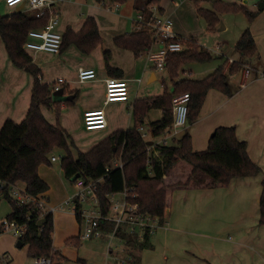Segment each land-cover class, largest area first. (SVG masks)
Returning <instances> with one entry per match:
<instances>
[{
	"label": "crops",
	"instance_id": "1",
	"mask_svg": "<svg viewBox=\"0 0 264 264\" xmlns=\"http://www.w3.org/2000/svg\"><path fill=\"white\" fill-rule=\"evenodd\" d=\"M221 1L228 3L235 2L245 5L252 11H257V15L253 21L248 23L246 20V23H248L249 30L255 41L258 55L247 58L246 63L248 65L250 63L249 66L252 70H250V74L248 73L247 77L244 76V70L242 69L236 73L228 74V80L234 89L231 96H227L216 89H209L205 95L197 119L192 124L186 125L181 131H188L191 137L192 149L194 151H200L207 147L209 137L217 126L234 125L237 138L246 141L247 153L249 157L261 167V171L254 176L232 178L227 186L174 190L164 222L159 224L157 219H151L148 222V224H151L149 239L151 247L137 250L136 253L139 255L138 264L264 263V261H259L260 259H264V224H258L259 197L262 189L261 180L264 178V7L260 9L259 3L261 1L264 2V0ZM0 3L2 2L0 1ZM137 3L136 0H128L125 3L111 2L108 0L102 2L96 0H63L58 3V30L63 37L67 30L78 32L88 16L95 19L100 43L90 52L82 51L76 44L71 42L63 44L62 49H60L58 53L42 50L32 51L23 46L31 56L32 62L39 69L38 78L40 82L46 83L49 86L51 94L54 92L52 91L54 81L58 77H62L65 80L61 90L63 95L68 96V98L62 101H54L51 96L49 106H41V111L50 123L64 129L72 145L74 144L72 140L74 137L72 135L76 134V136H79L80 129L91 132L101 130L102 132H99H101L103 138H105L116 129H126L133 126V102L138 98L161 94L164 88L168 87L163 79L165 69H155L148 65L144 55L135 57L132 51L121 48L114 42L115 37L138 29L137 25L134 23V19L137 14L141 12L139 8L142 5L137 7ZM183 5H185L186 9L185 14H195V6L188 0H160L157 9L160 13L167 16H169L170 13L176 16L177 12L182 10ZM3 6L7 7L4 4ZM227 27L225 23L223 29ZM245 28L246 26L243 24L239 28L240 33H242ZM174 30L179 32L176 26ZM188 37L196 38L193 34H189L187 38ZM151 47H154V45L152 44ZM105 51L109 52L108 64L112 68L118 70L112 72L108 71L104 59ZM229 52L228 55L222 52L219 54L228 58L227 61L230 63L238 58V53L234 52V50ZM229 63H226V61L223 63L224 71H226ZM216 66L206 67L205 70H214ZM80 67L93 68L96 72V78L79 82L77 73ZM183 69L182 71L184 72L186 69ZM253 70L258 72L257 76L254 75ZM158 72H160V74H157ZM119 74L120 76H118ZM233 75H237V77L235 79L231 78ZM109 76L127 80L129 85V97L126 101H112L104 104V80ZM159 79L162 81V89L155 90L157 92L152 93L154 90L151 86ZM177 79H182V77L179 75ZM143 81L145 86L141 87ZM32 83L33 77L31 74L24 68H20L12 63L0 36V128L7 119L15 122L23 120L31 101ZM241 83L244 84L241 85ZM133 84H135V87ZM138 91L141 92L139 95H137ZM101 107L105 110L107 120L106 126L101 129H85L83 125L84 111ZM161 114V110L157 108L147 110L143 123L141 124L142 129L139 128L142 138L146 140L148 157L154 155L153 153L156 152L154 148L155 144L163 145L161 144V138L165 131L158 136H154L151 134L150 130V123L158 120ZM155 138H158V140H155ZM149 141H151V143H148ZM96 143L97 142L93 143L91 146ZM169 144L171 145V140L164 145ZM149 148L154 149V151H152L153 153H148ZM71 150L72 154L75 155L72 146ZM58 152L61 153L60 151ZM54 153V155H57L56 152ZM57 156L61 155L59 154ZM58 160H60V158L53 161L51 160V165L52 162ZM41 166L42 164L38 168V173L48 184L45 171L40 169ZM250 184L256 186V192L252 194L251 201L248 198L249 194L244 195L246 186L248 187ZM45 192L47 195H45ZM45 192L42 194V197L47 200V203L57 204L50 199L48 190ZM229 194H232L234 197H240L239 202L240 204L243 203V208H245V210H247V208L251 210L249 213L250 216L249 214L247 215V212H244V214L242 213L240 217L236 218V215L232 216L231 212L227 210L225 212H229V214H227L226 217L235 219H228L224 225L222 220L218 219L212 220L216 224L204 219L200 221L194 220L196 224L191 222L192 216L195 215L194 213L198 212L199 204H196V202H198L197 199L205 197L206 200L212 201L216 196H219L221 200H225ZM57 205H60V202H58ZM223 208L233 209L235 206L228 205V207H224L222 204L219 208L216 207L219 216ZM9 212L10 208L8 213ZM8 213H6V215ZM72 214L74 215L73 212ZM3 218L1 217L0 220ZM74 218L76 222H78L75 215ZM205 223L208 227L204 226V228L207 227V229H200V226ZM230 229L236 231L239 236L236 237L238 242H235L234 245L226 243V240H224L220 234V232ZM186 232H190L189 236L186 235ZM195 232H198L199 235ZM9 234L0 235V255H2L0 264H29L25 250L27 245L22 242L21 245H18L19 239ZM6 235L12 238L6 237ZM77 236L78 234L69 237L71 239ZM227 236L228 239L231 240L232 236L229 234H227ZM139 237H142V235H139ZM188 237H190L191 243L195 245H198L196 237H199L200 239L198 241L201 242V247H206V254L201 253V255H198L197 253H200L199 250H197L193 244V246L191 245ZM13 238L16 239V241H14V247L11 244ZM107 239L110 238L108 237ZM112 239L116 241L113 242L115 248L111 245L107 246L108 253L106 254H111L115 257L118 256L120 262L118 264H130L127 260V255L131 253L132 250L130 249V244L126 243L119 235L117 238L113 237ZM192 239L195 240L192 241ZM82 241L85 240L78 238V240L72 242V244L77 246H74L73 249L66 246L61 250L53 248L62 257V261L70 257L68 259H72L70 261L71 264H82L77 261L78 257L85 260L84 263L87 264H95L92 262V259L96 260L95 258L102 261L104 257L109 259L108 256L110 255H106L104 253L105 251L101 252L98 249L88 248ZM108 244L112 243L109 242ZM208 246L210 248H207ZM213 248H215V253L211 254ZM66 250H68V254H64ZM250 258H253L255 261H250ZM58 261H60V258ZM56 264L61 263L57 262Z\"/></svg>",
	"mask_w": 264,
	"mask_h": 264
},
{
	"label": "trees",
	"instance_id": "2",
	"mask_svg": "<svg viewBox=\"0 0 264 264\" xmlns=\"http://www.w3.org/2000/svg\"><path fill=\"white\" fill-rule=\"evenodd\" d=\"M108 1L125 3L128 0ZM136 1L139 7L150 4L157 6L160 0ZM194 5L197 15L204 19L208 30H213L218 24L219 12H241L248 23L257 15V11L235 2L213 0L212 9L199 6L198 1H195ZM149 15V12L146 13L147 17ZM47 17L45 15L35 18L25 8L12 11L7 16L0 14V36L9 58L13 64L24 68L33 77L31 101L25 117L20 122L7 119L0 128V181L4 183L0 188V195L10 204V212L5 218L25 226L22 235L17 238L27 245L29 257L52 254L58 257L54 261L61 257L52 245L53 216L51 212L41 216L40 210L31 202L18 204L11 197L9 189L12 184L23 183L27 195L42 197L48 189V184L40 177L38 168L41 164L51 165L50 154L55 149L61 152L60 167L67 179L73 181L77 174L91 179L102 177V184L97 186L96 196L103 215L110 210L108 194L133 187L136 197L131 200L137 203L136 212L157 219L159 224H162L167 216L174 190L227 186L232 178L254 176L261 171V167L249 157L246 141L237 138L234 125L217 126L209 137L207 147L200 151L192 149L190 134L184 130L177 144H155L156 154L149 157L146 140L142 138L139 129L147 110L157 108L162 114L158 120L150 123V130L154 136L162 134L172 122V97L177 93L189 94L186 125L197 119L209 89H216L231 96L234 89L228 80V74L240 71L247 58L258 55L248 26L234 45L233 50L238 53V58L229 63L226 71L223 62L202 78L177 79L179 72L188 64L208 63L217 58L200 46L195 37L184 39L186 46L180 51L168 53L166 58L165 73L172 82L171 87H165L161 94L136 99L132 104L133 126L116 129L88 150L79 151L73 156V145L67 133L61 127L50 123L41 111V106L48 107L50 104L51 89L46 83L40 82L39 69L23 47L27 32L32 28L44 26ZM70 42L84 52H90L97 46L100 37L95 19L88 16L78 32L67 30L60 49L63 44ZM114 42L117 46L132 51L137 57L144 55L151 48L152 34L145 28L137 29L115 37ZM104 56L108 71L118 70L108 64L109 52L105 51ZM253 73L256 76L258 74L256 70H253ZM115 157L121 159L122 167L110 165ZM261 186L258 217L260 225L264 224V178L261 180ZM79 207L76 204L75 210H79ZM74 215L79 223L78 211ZM43 218L44 221L38 225V220ZM109 223L102 221L99 226L104 230ZM150 230L151 227L146 226L141 239H136L124 223L117 234L130 246L142 249L151 247ZM78 238L79 236L72 237L70 241L74 242ZM127 256L130 264L139 263V255L135 251L131 250ZM1 258L2 255L0 262ZM77 261L85 264V260L79 257Z\"/></svg>",
	"mask_w": 264,
	"mask_h": 264
},
{
	"label": "built area",
	"instance_id": "3",
	"mask_svg": "<svg viewBox=\"0 0 264 264\" xmlns=\"http://www.w3.org/2000/svg\"><path fill=\"white\" fill-rule=\"evenodd\" d=\"M5 6L9 8H15L17 5L23 4V8L27 9L30 14L35 18H42L47 15V21L44 26L39 28H32L27 32L26 40L23 46L26 49L32 51H47L51 53H58L61 48L63 36L58 30L59 24V8L58 3L63 0H0ZM58 1V2H57ZM57 2V4H56ZM155 12H149V17L138 13L134 19V23L138 29H143L145 26H150L152 35L151 47L145 54L148 65L154 67L157 70H164L166 64V58L168 53L174 51H180L184 48L180 37L173 31L172 20L169 16L160 13L157 6H153ZM152 7V9H153ZM142 26V28H140ZM249 73V69L244 70L245 76ZM78 81L84 82L96 78V72L93 68L80 67L77 73ZM105 93L104 104L112 101H126L129 97V85L126 79L109 76L105 80ZM65 83L62 77H58L52 86V91L60 90ZM244 83H241L243 85ZM189 100V94L187 92L177 93L172 97V122L166 128L163 137L161 138V144H166L168 139H172L176 136L187 123V104ZM107 124L106 114L103 107L97 109H91L84 111L83 113V125L85 129H101ZM140 129L142 127L140 126ZM60 156L52 155L50 159L56 160ZM112 166L122 167V162H117ZM108 169V167H107ZM73 185L75 187L74 193L71 197L65 199L66 202H73V212L78 211L80 216V224H83V231L79 233V237L86 238H100L103 234L109 238H113L116 235L118 229L126 223L130 233L137 232L135 226L142 224L143 226L151 227L148 222L152 219L150 216L141 215L136 212L137 203L132 202L131 199L136 197V194L130 192L133 187L125 188L118 193H110L107 195L110 202V210L107 214H102L99 208V202L96 196L97 186L102 184V177L98 179L86 178L82 174H77L74 177ZM3 182L0 181V188L3 186ZM11 197L18 204L31 202L35 204L40 210V215L44 213L53 212L54 207L47 203L44 197L27 195L24 190L18 188L17 184H12L9 189ZM116 195H120L119 197ZM25 199L27 201H25ZM78 204L79 210H75V206ZM88 204L89 207L87 206ZM102 221H108L112 224L110 232L101 229L99 223ZM79 224V225H80ZM25 229L24 225H19L14 220H8L3 218L0 220V230H8L15 236L22 235ZM139 235V234H138ZM52 255L38 256L34 258V264H51ZM87 264V263H85Z\"/></svg>",
	"mask_w": 264,
	"mask_h": 264
},
{
	"label": "rangeland",
	"instance_id": "4",
	"mask_svg": "<svg viewBox=\"0 0 264 264\" xmlns=\"http://www.w3.org/2000/svg\"><path fill=\"white\" fill-rule=\"evenodd\" d=\"M192 5H194L195 1H198V5L204 8H208V9H212V2L213 0H188ZM58 2V1H57ZM56 2V4H57ZM263 2V1H261ZM156 6L155 4H150V5H145V6H141L139 8V10L141 9V12L143 15L146 16V13L151 12L153 13V11L155 12L156 10H154V7ZM195 6V5H194ZM153 7V9H152ZM185 5H183L182 10L177 12V15L174 16L173 14L170 13L169 17L172 20L173 26L178 29L179 32L174 30L173 31L175 33H177L178 35H180V37H182V43L183 46H186V42L184 41V38L186 39L187 36L189 34H193L194 36H196V41L198 44H200L203 48L207 49L210 51V53L213 56H216L217 58H215V60L208 62V63H191L188 64L186 67H184L186 70L183 72L182 70L179 72V75L183 78H202L205 75H207L208 73L212 72L213 69H210V71H206L205 68L206 67H212L213 65H219L222 64L223 62L226 61V63H229L228 58H226L223 55H220L219 53L222 52L225 55H228L230 52L233 50V46L235 45L236 41L238 40V38L240 37V35L242 33H240L239 28L244 24L246 27L248 26V23H246V17L243 13L241 12H219L218 13V17H219V22L218 24L214 27L213 30H208L207 28V24L204 21V19H202L201 17H199L196 13V9H195V14H185ZM12 11H14V8H7L4 7L2 3H0V14L1 15H10L12 13ZM171 11V10H170ZM227 24V28L226 29H220L221 24ZM247 24V25H246ZM140 28H142V26H140ZM145 29H147L152 35V31H151V27L150 26H145ZM185 35V36H184ZM199 41V42H198ZM226 58V59H225ZM246 66H243L241 69L242 70H246L249 69V74H250V63L249 65L246 63ZM248 65V66H247ZM190 70V71H189ZM165 71V70H164ZM252 71V70H251ZM157 74H160V72H158ZM178 75V76H179ZM248 75V74H247ZM247 75L244 76L247 77ZM243 76V77H244ZM237 75H233L231 78H236ZM163 79L165 84L168 86V88L171 87L172 82L170 81V79L168 78L166 73H163ZM135 87V84H133ZM140 85V84H139ZM145 86L144 81L141 83V87ZM151 87H153V92H157L155 90H161L162 89V81L161 79L157 80ZM141 92L138 91L139 95ZM51 112V111H50ZM101 130L98 131H85L83 129H80V133L79 136H76V134L72 135L74 137V139H72L74 141V144L72 146L73 148V152L76 156V153L79 151H86L89 149V147L95 143L98 142L99 140H101L103 138V135L101 134V132H99ZM183 131H181L179 134H177L176 136H173L172 139H168L167 142L169 143V141L171 140V145L172 144H177L178 139L181 137ZM106 136V135H105ZM71 137V138H73ZM155 140H158V138H155ZM170 145V144H169ZM58 149H55L50 156L54 155L56 152L57 155H59L60 153L58 152ZM152 151H154V149L149 148L148 153H153ZM154 155L156 154L153 153ZM55 155V156H57ZM117 162H121V159L119 157H115L111 160L110 165H114ZM40 169L42 171H45V176L47 178V182H48V195L50 196V199L52 201H54L55 203L58 204V202H60V205L57 204H50L51 206L54 207L53 209V232H52V237H53V242L52 245L55 249H63L65 246L66 247H71L72 249L75 247H77L76 245L72 244V241H70V237L69 236H76L79 233H82L83 231V224H78V222H76L74 215L72 214L73 212V202L72 200H70V202H64L65 199H67L68 197L70 198L71 195L74 193L75 191V187L73 185V181H70L69 179L65 178V176L62 173V170L60 168V160L52 162L51 166L48 165H43L40 167ZM149 169V167H148ZM263 170H264V166H263ZM18 188L21 190H24V185L23 183H20L18 185ZM130 192L135 193L134 189L130 190ZM256 192V186L254 184H250L248 187L246 186V189L244 190V195L245 194H249L248 198L251 201L252 200V194ZM45 195L46 192H45ZM116 196H120V195H116ZM14 199V197H12ZM240 197L239 196H232V194H229L227 196V199L225 200H221V198L219 196H216L212 201L206 200L205 197L197 199L198 202H196V204H199L198 206V212L194 213L195 215L192 216L191 222L194 223V220H209L211 223L216 224L215 222H213V219H218V220H222L223 225L226 223V221L228 219H235L232 217H226L227 214H229V212H225L227 210H229L231 212V215L234 216L236 215V218L240 217L242 215V213L244 214V212H247V215L251 212V210L249 208H247V210H245V208H243V203L240 204L239 202ZM25 201H27L25 199ZM245 203V202H244ZM223 204L224 207H228V205H233V207L235 206V208L233 209H228V208H223V210L220 211V216H219V212L218 210H216V207L219 208L221 205ZM226 206H225V205ZM89 205L92 204H88L87 206L89 207ZM10 208V204L8 203V201L2 197V195H0V218L5 217L6 213H8ZM204 209V210H203ZM202 210V212H201ZM74 213V212H73ZM189 216V215H188ZM250 216V214H249ZM196 224V223H194ZM193 224V226H194ZM80 226V228H79ZM112 226L111 223L106 225V229L108 232H110V227ZM204 226L208 225L205 223L202 226H200L201 228H204ZM204 228V229H207ZM210 227V226H209ZM135 229L137 232L133 233L134 238L136 239H141V237H139V235H142V233L145 230V226H143L142 224H138L135 226ZM5 231V232H2ZM79 231V232H78ZM210 232V231H209ZM10 233V234H9ZM139 233V235H138ZM196 233V232H195ZM194 233V234H195ZM2 234H9L12 237H14L15 235L12 234V232L8 231V230H1L0 235ZM190 232H186V235L189 236ZM196 234L199 235V233L197 232ZM221 237L226 240V243L230 244V245H234L235 242H238V239H236V237H239L238 234L236 233V231L234 230H228V231H224V232H220ZM227 234L231 235L232 238L231 240L228 239ZM6 235V237H10L11 236ZM118 234L116 232L115 238H117ZM17 237V236H15ZM80 238V237H79ZM104 238V239H101ZM106 238V239H105ZM108 236L107 235H102L100 238L96 237V238H86L84 239L85 241H82L83 244L87 245L88 248L91 249H98L101 252H104L105 254L108 253L107 249L109 245H111L112 247H114L113 242H116L114 239L110 238L107 239ZM82 239V238H80ZM200 238L196 237V242L198 243V245H195L194 243H191V239L190 237H188L189 242L191 243V245L193 244L195 246V248L197 250H199L200 253H197L198 255H201V253L206 254V247H201L200 245V241H198ZM254 239V238H253ZM195 239H192V241H194ZM14 241H16L15 238H13V242L11 243L14 247ZM229 241V242H227ZM109 242H111L112 244H108ZM189 245V244H188ZM192 245V246H193ZM25 247V246H24ZM79 247V246H78ZM115 248V247H114ZM207 248H210L209 246ZM27 249L28 247L26 246V253H27ZM130 249H132L133 251L137 252L138 249H135V247H133L132 245L130 246ZM264 249V247H263ZM262 249V251H263ZM215 248H213V251H211V254L215 253ZM64 254H68V250L65 251ZM52 255V254H51ZM106 255H110L108 256V258L104 257V260H97V258H95L96 260L92 259V262H94L95 264H118L119 259L118 256L115 257L114 255L111 254H106ZM248 255V253H247ZM246 255V256H247ZM112 256V257H111ZM68 257V256H67ZM28 258V263L29 264H34V258L29 257L27 255ZM62 257H60V261H52L51 264H56L57 262H60L61 264H71L70 261L72 259H68L65 258L64 261H62L63 259H61ZM128 258V257H127ZM206 258V257H204ZM52 259H57L56 256L52 255ZM68 260V261H67ZM250 261H255L253 258L249 259ZM248 261V262H250ZM259 261H264V259H260ZM75 264V263H72ZM261 264V263H259ZM264 264V263H262Z\"/></svg>",
	"mask_w": 264,
	"mask_h": 264
},
{
	"label": "water",
	"instance_id": "5",
	"mask_svg": "<svg viewBox=\"0 0 264 264\" xmlns=\"http://www.w3.org/2000/svg\"><path fill=\"white\" fill-rule=\"evenodd\" d=\"M23 7V4L21 3L20 5H17L16 7H15V10H19V9H21ZM259 7H260V9H263V7H264V2H260L259 3ZM220 29H223V24H221V26H220ZM51 96H52V99L54 100V101H62V100H65V99H67L68 98V96H64L63 95V93H62V90L60 89V90H57V91H54L52 94H51ZM148 143H151V141H149ZM75 176H77V175H75ZM74 176V177H75ZM73 177V178H74ZM44 221V218L43 219H40V220H38V225H41V223ZM22 243H21V241L19 240L18 241V245H21Z\"/></svg>",
	"mask_w": 264,
	"mask_h": 264
}]
</instances>
